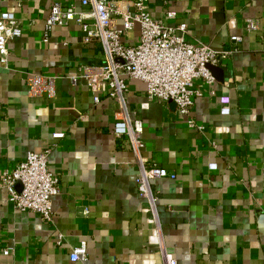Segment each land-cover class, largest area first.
<instances>
[{
	"label": "crops",
	"instance_id": "0c3cea01",
	"mask_svg": "<svg viewBox=\"0 0 264 264\" xmlns=\"http://www.w3.org/2000/svg\"><path fill=\"white\" fill-rule=\"evenodd\" d=\"M56 3L82 10L79 0L0 1V18L24 23L6 61L0 54V176L51 148L49 168L61 179L53 223L15 210L0 181V264H163L161 245L181 264H264V0H148L152 18L177 14L187 42L236 49L194 100L203 130L190 128L175 102L151 101L143 83L130 82L141 155L176 176L152 182L155 207L139 193L130 142L122 148L115 136L119 107L96 103L107 86L83 76L103 64L102 46L84 44L75 22L44 40ZM248 19L262 30L246 31ZM139 40V28L128 34L130 44ZM82 242L85 258L73 261Z\"/></svg>",
	"mask_w": 264,
	"mask_h": 264
},
{
	"label": "built area",
	"instance_id": "2783aa9c",
	"mask_svg": "<svg viewBox=\"0 0 264 264\" xmlns=\"http://www.w3.org/2000/svg\"><path fill=\"white\" fill-rule=\"evenodd\" d=\"M79 1L81 11L73 5L63 8L61 4H54L46 21L44 40H48V35L55 26L75 22L83 29L84 44L97 41L102 46L103 64L86 70L83 76L94 83L107 86L105 98L96 97V103L104 102L119 107L115 113V136L122 148L126 147V142H130L139 168L136 179L139 193L155 207L152 182L163 178L175 179L176 176L156 165L147 166V161L141 155L144 147L141 138L143 122L130 116L127 101L130 82L143 83L151 101L175 102L178 113L186 118L188 126L203 130L193 118L194 100L202 96L205 86H211L215 82L211 68L220 66L236 49L217 51L208 45L187 42L184 37L187 26L174 24L177 14L170 11L163 18H152L148 0ZM127 5L132 6L133 12L127 10ZM137 28L140 40L137 44H130L127 41L128 34ZM245 29L248 32H260L262 27L259 21L248 19ZM23 30L24 23L20 19L0 18V54L3 61L9 55L10 42L21 37ZM231 42L241 43L242 38L234 36ZM73 80L76 81V78ZM197 81L199 83L196 85ZM209 94L213 95L214 92ZM221 103L222 112L228 114L229 98H222ZM64 137L62 132L54 134L56 140ZM51 152V148L41 153L30 152L26 160L13 171H6L0 176L1 186L8 191L14 209L37 213L47 223L54 222L52 201L61 193L60 176L49 168ZM19 184L22 186L21 190L18 189ZM58 244H61L60 236ZM160 249L163 264H181L163 245ZM85 255L86 244L82 242L73 249L71 259L80 261Z\"/></svg>",
	"mask_w": 264,
	"mask_h": 264
},
{
	"label": "water",
	"instance_id": "95a60500",
	"mask_svg": "<svg viewBox=\"0 0 264 264\" xmlns=\"http://www.w3.org/2000/svg\"><path fill=\"white\" fill-rule=\"evenodd\" d=\"M211 70H213V68H211ZM18 186H20V184ZM19 190H21V188Z\"/></svg>",
	"mask_w": 264,
	"mask_h": 264
}]
</instances>
